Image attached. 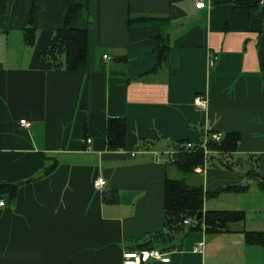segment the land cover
Here are the masks:
<instances>
[{
    "label": "crops",
    "instance_id": "obj_1",
    "mask_svg": "<svg viewBox=\"0 0 264 264\" xmlns=\"http://www.w3.org/2000/svg\"><path fill=\"white\" fill-rule=\"evenodd\" d=\"M73 1L88 59L68 70L40 59L68 0H0V183L19 184L0 197V264H124L126 250L161 249L168 177L203 186L204 213L242 210L245 221L217 234L187 226L178 247L161 249L170 262L143 264H264V247L243 232L264 231V1ZM162 37L169 55L155 69ZM109 117L126 119L118 150L107 145ZM212 131L238 132V149L213 152L203 172L182 171L177 144ZM228 184L249 188L213 195Z\"/></svg>",
    "mask_w": 264,
    "mask_h": 264
},
{
    "label": "trees",
    "instance_id": "obj_2",
    "mask_svg": "<svg viewBox=\"0 0 264 264\" xmlns=\"http://www.w3.org/2000/svg\"><path fill=\"white\" fill-rule=\"evenodd\" d=\"M250 1H237L238 7H249ZM81 9L80 4L68 0V9L63 25L55 30L49 41L47 49L42 52L40 59L43 63L51 64L56 69L65 68L68 70L77 69L85 64L88 59L89 34L86 28L74 27L72 22ZM145 17H132L130 21L146 20ZM25 41L28 45L35 42V29L30 26L25 29ZM160 58L155 69L162 66L168 59L169 44L165 38H161L159 47ZM154 69V70H155ZM126 119L124 117H109L107 121V145L110 150H118L126 143ZM240 135L238 132L225 134L221 142H210L209 148L216 153L230 154L238 149ZM183 142L176 146L174 162L184 172H191L197 165L203 164L205 154L202 149L195 151L185 150ZM54 168V167H53ZM53 168H48L47 173ZM19 184L0 183V197L7 195L12 199L18 190ZM248 184H228L220 187L213 195L223 191H245ZM208 192L203 186H193L184 179L168 177L165 181V230L159 233L162 250H171L178 247V237L188 228L184 220L188 217H196L204 209V200ZM245 221V212L242 210H208L198 221L196 226L189 229H196L206 226L208 234L222 232L231 222ZM248 244L261 245L264 247V231L244 230ZM157 236V235H156ZM154 248V247H149Z\"/></svg>",
    "mask_w": 264,
    "mask_h": 264
},
{
    "label": "built area",
    "instance_id": "obj_3",
    "mask_svg": "<svg viewBox=\"0 0 264 264\" xmlns=\"http://www.w3.org/2000/svg\"><path fill=\"white\" fill-rule=\"evenodd\" d=\"M197 8H203L206 6V0H193ZM264 1V0H263ZM104 58L109 59L108 54L104 55ZM217 55L211 53L209 58L210 68L214 67L216 64ZM195 105L199 108L205 109L208 106V97L206 94L199 93L194 99ZM20 124L25 127H31L33 122L27 119H21ZM225 137V134L221 131H212L206 134V136L199 143H193L192 141H186L182 145L185 150L195 151L196 149H202L205 154V159L203 164L197 165L196 170L203 172L209 165V157L214 152L209 148L210 142H221ZM91 139H88L90 142ZM176 153V152H175ZM107 181L103 177H97L94 181L96 188L104 189ZM7 201L5 198L0 199V206L6 205ZM196 220V217H188L184 220L186 226H191ZM196 250L201 249V245H196ZM152 259L160 260L162 262H170L171 257L168 252H164L159 248H147V249H134L126 250L124 252V264H143L147 263Z\"/></svg>",
    "mask_w": 264,
    "mask_h": 264
},
{
    "label": "water",
    "instance_id": "obj_4",
    "mask_svg": "<svg viewBox=\"0 0 264 264\" xmlns=\"http://www.w3.org/2000/svg\"><path fill=\"white\" fill-rule=\"evenodd\" d=\"M204 215V210L200 211L198 213V215L196 216V220L192 223L190 228H193L194 226H196V224L198 223V221L203 217Z\"/></svg>",
    "mask_w": 264,
    "mask_h": 264
}]
</instances>
